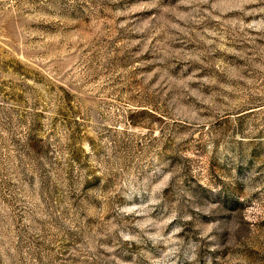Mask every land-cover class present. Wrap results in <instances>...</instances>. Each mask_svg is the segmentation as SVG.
Masks as SVG:
<instances>
[{
  "label": "rangeland",
  "instance_id": "1",
  "mask_svg": "<svg viewBox=\"0 0 264 264\" xmlns=\"http://www.w3.org/2000/svg\"><path fill=\"white\" fill-rule=\"evenodd\" d=\"M0 264H264V0H0Z\"/></svg>",
  "mask_w": 264,
  "mask_h": 264
}]
</instances>
